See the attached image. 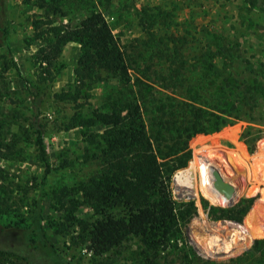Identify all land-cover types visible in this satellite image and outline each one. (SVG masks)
Returning <instances> with one entry per match:
<instances>
[{"label":"rangeland","instance_id":"obj_1","mask_svg":"<svg viewBox=\"0 0 264 264\" xmlns=\"http://www.w3.org/2000/svg\"><path fill=\"white\" fill-rule=\"evenodd\" d=\"M93 4L103 12L106 21L113 28V33L127 51L132 64V76H155L154 71L158 69L156 56L153 57L154 51L151 50L154 43L140 42L145 39V33L140 25L139 15L145 8L148 16L152 17L150 28L157 34L155 41L158 43V49L169 48L166 46L173 48V45L178 47L180 43L175 44V41L183 38L181 43L186 50L181 59H187V62L191 63L190 76H201L203 70L197 65V61L202 65L203 58L218 69L220 63H225L224 74L230 73V76H264V0H65L61 6L62 13L49 17L45 10L38 7L37 0H32L31 3L25 0H0V123L4 120L3 116L6 117L7 123L10 124L9 132L17 133L18 139H15L17 143H14L7 129H4L7 133L5 143L9 146L13 144L16 153L20 151V157L15 159L0 157L1 180L5 188L2 194L10 196L7 201L9 207L5 206V212L0 214V248L11 252L9 259L17 264H25V260L33 264H55L41 256L32 245L34 241L32 246H28L25 241L33 204L41 197L43 232L56 253L71 264L227 263L230 258L237 257L249 249L256 239L264 238V226L259 230L262 237L254 238V233L243 224L255 201L257 203L260 199L264 205L260 194L264 185L259 181V178L264 176L263 164H257L259 168L255 166L256 173L251 172L244 164L247 160V163L252 165L253 157L264 158L263 151L258 148L259 142L264 141V138L257 142L254 152L249 153L240 139L246 127L245 122H236L218 132L199 134L190 140L188 162L174 171L170 178L173 199L177 202L193 203L189 221L181 227V235L178 238L155 245L147 252L142 242L131 238L120 248L101 256L93 255L88 249V242L80 238L78 220L92 223L100 218L89 206L81 202L82 198L76 192L79 184L86 181L96 170V164L92 158L89 161L84 160L85 149L89 146L83 141L80 129H66L65 122L76 111L87 113L91 108L98 106L102 96L109 89L108 86H113L116 82L95 85L87 101H84V98L76 102L55 99L53 94L74 92L73 69L79 55V45L72 42L63 48L60 61L64 68L52 83L43 85L37 82L38 67L31 59L39 43L31 39L36 34L32 21L49 20L53 24L75 25ZM2 29H7V36L3 35ZM217 35L225 40L216 45ZM28 40L30 43H27ZM220 46L222 51L218 52ZM188 48H192L195 53H189ZM195 49L207 55L202 56L201 53L197 58L198 51ZM5 62H14L15 65L3 72ZM210 76H215V73H210ZM36 129L43 132L50 166L44 179V166L40 162L34 143ZM224 129L236 130L235 141L241 145L248 158L241 160L235 155H230L234 142L223 136L226 132H223ZM101 130L100 126L92 129L95 133ZM24 133L28 135V139L24 138ZM200 136L209 139L205 146H192L191 142ZM216 140H220L218 147L214 146ZM194 149H200L205 157L213 158L215 164H211L216 165L222 173V178H225L223 182L234 186L237 196L232 204H214L207 197L208 193L217 190L212 173V189L207 185L204 192L198 189V195L178 192L175 178L188 179V184L192 182L191 173L188 171L194 159ZM232 166H236L238 171L233 173ZM242 172L249 174L251 178L244 177ZM197 180V185L200 186L198 176ZM252 186L254 188L247 190ZM60 187L69 189L68 196L62 199L65 202L64 208L52 199V193L59 192ZM240 198L253 199L242 222L212 220L209 217L210 207L228 208ZM259 212L264 216L263 206ZM203 216L208 222H229L243 226L251 234L250 244L245 249L227 256L210 257L201 254L192 237L210 238L200 226L199 220ZM227 232L224 235L228 237L230 232Z\"/></svg>","mask_w":264,"mask_h":264},{"label":"trees","instance_id":"obj_2","mask_svg":"<svg viewBox=\"0 0 264 264\" xmlns=\"http://www.w3.org/2000/svg\"><path fill=\"white\" fill-rule=\"evenodd\" d=\"M25 1L31 3L32 0ZM37 3L49 17L62 13L65 0H37ZM139 21L146 39L140 42L154 43L151 50L158 67L155 76H132L127 51L96 4L75 25L32 21L36 34L31 41H37L39 46L31 59L38 67L39 84L52 83L62 71L64 65L60 56L68 43L79 45L73 69L74 92L53 94L55 99L76 102L84 98L87 101L95 85L116 82L108 86L98 106L87 113L76 111L65 122L66 129H80L83 141L89 146L85 149L84 160L92 158L96 164V170L76 189L81 202L100 216L92 223L78 220L80 238L88 242V249L96 256L115 251L131 238L142 242L147 252L155 245L181 235V227L189 221L193 203L173 199L170 178L188 162L189 142L193 137L245 122L240 139L249 153H253L257 142L264 138V76H230V73L224 74L225 63H220L218 69L204 58L202 65L197 61L203 70L201 76H190L191 63L181 59L186 50L181 43L183 38L175 41V44L180 43L178 47L158 49L157 34L150 28L152 17L148 16L146 8L139 15ZM2 33L7 36V29H2ZM217 36L216 45L225 40ZM188 49L189 53H195L192 48ZM217 50L221 52L222 47ZM200 54L207 55L198 51L197 58ZM14 65V62H5L3 72ZM3 119L0 123V157L15 159L20 157V151L16 153L13 144L5 143L6 134L14 143H17L18 136L9 132L10 124L6 117ZM97 126L102 130L95 133L92 129ZM35 135V148L44 166V179L50 170L44 136L40 129L35 130ZM223 136L234 142L230 155L241 160L248 158L235 141L236 130H228ZM24 138L28 139L26 133ZM208 140L200 136L191 145L205 146ZM219 142L216 140L214 146L218 147ZM251 160L252 165L244 161L251 172L256 173L257 164H263L264 169V158L253 157ZM1 179L0 170V214L5 212V206L9 207L7 201L10 198L9 194H2L5 188ZM252 188L254 186L247 190ZM68 194V188L60 187L59 192L52 193V199L64 208L62 199ZM40 202L41 197L33 204L25 241L28 246L34 245L46 260L71 264L56 253L44 234ZM252 202V198H240L228 208L210 207L208 215L212 220L242 222ZM262 206L260 199L257 203L255 201L243 222L254 233V238L262 237L259 232L264 226V216L259 212ZM10 255L11 252L0 248V264H17L9 259ZM25 264L33 263L25 260ZM225 264H264V238L256 239L249 249Z\"/></svg>","mask_w":264,"mask_h":264},{"label":"bare ground","instance_id":"obj_3","mask_svg":"<svg viewBox=\"0 0 264 264\" xmlns=\"http://www.w3.org/2000/svg\"><path fill=\"white\" fill-rule=\"evenodd\" d=\"M258 148H260V150L263 151L264 154L263 140L259 142ZM212 159L213 158L205 157V155L202 153V150L194 149V159L191 162V166L189 167L188 171L191 173L192 182L191 184H188V179H182V177H178L177 179L175 178V183L178 192L198 195V189L204 192L207 188V185L209 188L212 189V177H210L211 173L213 177L214 173H216L218 175L219 180L224 181L225 178H222V173H220L219 169L216 168V165H214L215 163L212 161ZM211 162H213L214 164H211ZM237 165L238 163H236V166ZM236 166H232L233 169H231V171H233V173L238 171ZM242 175L246 178H251L249 174H245L244 172H242ZM197 176L199 179L200 186L197 185ZM259 181H261L264 185L263 175L259 178ZM219 192L220 191L217 192V190H213L212 193L207 194V197L212 203L230 205L235 201V198L237 196V192L228 193L227 195H224L223 193ZM260 194L264 203V186L261 188ZM199 221L200 226L204 230L205 234L209 235L207 237L210 238H195L194 236L192 238L195 247L199 250L201 254H204L205 256L207 255L211 257L214 255L215 257L217 255H231L235 252L245 249L250 244V232L239 224L235 223L234 225L229 222H208L204 216ZM228 230L230 234L227 237L226 235H224V233Z\"/></svg>","mask_w":264,"mask_h":264},{"label":"water","instance_id":"obj_4","mask_svg":"<svg viewBox=\"0 0 264 264\" xmlns=\"http://www.w3.org/2000/svg\"><path fill=\"white\" fill-rule=\"evenodd\" d=\"M215 177V188L223 193L224 195H227L228 193L235 192V188L231 183H224L222 180H219L218 175L214 173Z\"/></svg>","mask_w":264,"mask_h":264}]
</instances>
